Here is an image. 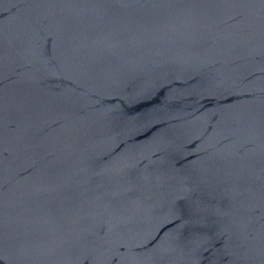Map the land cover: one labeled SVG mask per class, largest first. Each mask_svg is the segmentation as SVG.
Instances as JSON below:
<instances>
[{
	"label": "water",
	"instance_id": "95a60500",
	"mask_svg": "<svg viewBox=\"0 0 264 264\" xmlns=\"http://www.w3.org/2000/svg\"><path fill=\"white\" fill-rule=\"evenodd\" d=\"M0 264H264V0H0Z\"/></svg>",
	"mask_w": 264,
	"mask_h": 264
}]
</instances>
